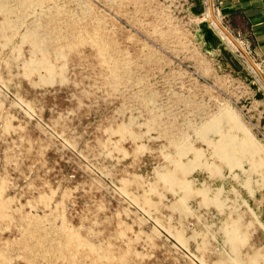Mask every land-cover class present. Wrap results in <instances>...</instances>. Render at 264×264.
<instances>
[{"label": "rangeland", "instance_id": "1", "mask_svg": "<svg viewBox=\"0 0 264 264\" xmlns=\"http://www.w3.org/2000/svg\"><path fill=\"white\" fill-rule=\"evenodd\" d=\"M210 5L0 0V264H264V82Z\"/></svg>", "mask_w": 264, "mask_h": 264}, {"label": "crops", "instance_id": "2", "mask_svg": "<svg viewBox=\"0 0 264 264\" xmlns=\"http://www.w3.org/2000/svg\"><path fill=\"white\" fill-rule=\"evenodd\" d=\"M212 1L217 2L219 12L226 19L233 21L236 27L244 29L242 35L247 41L249 52L257 61L259 75L264 82V0Z\"/></svg>", "mask_w": 264, "mask_h": 264}, {"label": "water", "instance_id": "3", "mask_svg": "<svg viewBox=\"0 0 264 264\" xmlns=\"http://www.w3.org/2000/svg\"><path fill=\"white\" fill-rule=\"evenodd\" d=\"M210 1V14L213 16V18L218 22V19L216 18V15H214V10H213V6H212V0H209ZM220 24V23H219ZM220 26H221V28L228 34V35H230L229 33H228V31H227V29L222 25V24H220ZM244 52H246L245 50H244ZM247 54V53H246ZM254 65H255V67L258 69V72H259V68L256 66V64L255 63H253Z\"/></svg>", "mask_w": 264, "mask_h": 264}, {"label": "built area", "instance_id": "4", "mask_svg": "<svg viewBox=\"0 0 264 264\" xmlns=\"http://www.w3.org/2000/svg\"><path fill=\"white\" fill-rule=\"evenodd\" d=\"M214 9V8H213ZM217 17V16H216Z\"/></svg>", "mask_w": 264, "mask_h": 264}, {"label": "bare ground", "instance_id": "5", "mask_svg": "<svg viewBox=\"0 0 264 264\" xmlns=\"http://www.w3.org/2000/svg\"><path fill=\"white\" fill-rule=\"evenodd\" d=\"M209 17V16H208Z\"/></svg>", "mask_w": 264, "mask_h": 264}]
</instances>
